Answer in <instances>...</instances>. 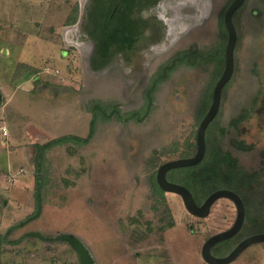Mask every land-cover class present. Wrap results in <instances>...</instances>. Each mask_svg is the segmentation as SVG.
Instances as JSON below:
<instances>
[{
    "label": "rangeland",
    "instance_id": "obj_1",
    "mask_svg": "<svg viewBox=\"0 0 264 264\" xmlns=\"http://www.w3.org/2000/svg\"><path fill=\"white\" fill-rule=\"evenodd\" d=\"M233 1H146L133 16L157 21L161 33L150 29L102 60L92 33L97 0H0L1 264H81L68 241L35 231L78 237L95 264H209L203 245L234 224L235 204L221 198L207 217L193 215L156 184V173L197 152L226 67ZM233 20L235 69L207 130L206 156L242 183L246 217L213 247L217 256L264 232V0H245ZM63 136L87 141L41 153ZM174 175L167 177L185 180ZM185 186L198 204L208 196L206 185H195L198 195ZM231 264H264V242Z\"/></svg>",
    "mask_w": 264,
    "mask_h": 264
},
{
    "label": "water",
    "instance_id": "obj_2",
    "mask_svg": "<svg viewBox=\"0 0 264 264\" xmlns=\"http://www.w3.org/2000/svg\"><path fill=\"white\" fill-rule=\"evenodd\" d=\"M120 1L121 0H117V4H119ZM244 2L245 0H234L225 13V25L229 33V39L225 51L226 67L214 88L212 105L200 123L197 134L198 149L196 154L191 157H183L167 161L163 163L157 170V182L161 189L180 195L187 210L193 215L207 217L213 204L221 198H228L235 204L237 209V217L234 224L229 229L209 237L203 245L202 256L209 264H231L251 245L263 243L264 232L252 234L244 238L228 254L224 256L214 255L212 249L216 244L233 238L242 229L246 217V206L243 199L237 192L231 189L223 188L213 191L202 204H198L189 188L183 184L170 181L167 177V174L172 169L196 165L201 162L206 155L207 128L218 114L221 106L223 89L225 85L231 80L235 69L237 29L234 24L233 16L235 11L240 8ZM1 97L2 96L0 94V100ZM40 213L41 211H39L36 216H39ZM29 235L39 237L47 241L66 240L78 251L81 264H95V260L91 251L88 249V246L78 237H75L70 233H62L57 236L46 237L41 232L35 231Z\"/></svg>",
    "mask_w": 264,
    "mask_h": 264
},
{
    "label": "trees",
    "instance_id": "obj_3",
    "mask_svg": "<svg viewBox=\"0 0 264 264\" xmlns=\"http://www.w3.org/2000/svg\"><path fill=\"white\" fill-rule=\"evenodd\" d=\"M112 12H113V4L108 3V2H106L105 6L96 7L97 17L94 19V31L92 33L95 36H96L95 33H97V36H96L97 52L100 55L102 60H107V58H109L110 49H111L110 47L112 44L119 43V44L124 45L125 42H128L125 37V35L127 34L126 24L123 21H117L115 19L114 21H111L110 17L112 15ZM176 61H177V58H174L170 64L164 67V69H170V67L174 66ZM97 110H101V106L99 105V103H96V105L94 106V109H93L94 114L96 113ZM92 126H93V123H92ZM90 137H91V134H90ZM70 138L75 141H79V142L87 141V138H83L79 136H63L60 138H56L44 145H41L40 146L41 153L43 152V149H47L53 145L61 143L62 141L68 140ZM206 140H207V132H206ZM206 155H207V149H206ZM206 155L204 159L196 165L170 170L169 171L170 175L175 176L174 172H177L183 175L185 180L179 181V182H181V184L183 185L192 187L193 191L196 193H197V189H195V185L200 184V185L207 186V191H205V194H208V196L217 189L226 188V189H231L237 192L243 199L242 195L240 194L242 192V183L240 182V180L232 176L233 175L232 172H229V173H227L226 171L223 172V167L220 164L208 165L209 158H207ZM40 166L41 165L38 162L37 169H36L37 172L38 170H40ZM157 183L158 182H157V177H156V184ZM37 198L41 199V195L38 194ZM24 223L25 222H23V225ZM0 264H1V261H0Z\"/></svg>",
    "mask_w": 264,
    "mask_h": 264
},
{
    "label": "flooded vegetation",
    "instance_id": "obj_4",
    "mask_svg": "<svg viewBox=\"0 0 264 264\" xmlns=\"http://www.w3.org/2000/svg\"><path fill=\"white\" fill-rule=\"evenodd\" d=\"M146 1L153 2V1H159V0H121L119 4H117V0H97L95 4H93V8L91 10L92 14V21H93V31H94V19L97 17L96 15V7L97 6H105L106 2L113 4V12L111 15V21L117 20V21H123L126 26V32L125 35L126 40L128 42H125L124 45L122 44H112L111 49L113 46L117 45V49H129L132 45L135 44V42L138 41L139 38L142 37V35H147V33L151 32L150 29L153 31H159L160 27L158 22L156 21L154 24L152 22H148V25H146L147 22H144L140 20L136 15L133 16L135 12L133 10L136 7H144L146 5ZM143 3V4H142ZM150 15V14H149ZM145 19H148V17L144 16ZM159 33H161L159 31ZM94 35V34H93ZM97 36V35H96ZM96 40V38H95ZM96 42V41H95ZM97 49V44H95ZM110 49V51H111ZM131 49V48H130ZM95 50V47H94ZM219 81V80H218ZM205 201V200H204ZM216 246V245H215ZM213 250V249H212Z\"/></svg>",
    "mask_w": 264,
    "mask_h": 264
},
{
    "label": "built area",
    "instance_id": "obj_5",
    "mask_svg": "<svg viewBox=\"0 0 264 264\" xmlns=\"http://www.w3.org/2000/svg\"><path fill=\"white\" fill-rule=\"evenodd\" d=\"M6 132H5V134H7V130H5Z\"/></svg>",
    "mask_w": 264,
    "mask_h": 264
}]
</instances>
